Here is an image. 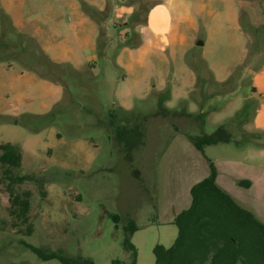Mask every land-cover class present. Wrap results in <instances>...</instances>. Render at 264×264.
<instances>
[{
	"label": "rangeland",
	"instance_id": "obj_1",
	"mask_svg": "<svg viewBox=\"0 0 264 264\" xmlns=\"http://www.w3.org/2000/svg\"><path fill=\"white\" fill-rule=\"evenodd\" d=\"M243 1L246 52L240 51L246 38L237 29L238 20L201 17L182 21L180 36L170 45L156 42L145 64L128 57L120 65L122 50L143 44L139 28L152 3L107 0L103 12H92L99 37L96 49L91 45L78 51L86 64L79 70L52 63L32 28L18 30L0 16V98L9 64L16 61L61 85L58 93L28 85L29 109L18 116L0 114V144L22 150L17 173L45 178L16 187L30 192L31 202L28 222L17 227L0 181V264H62L40 259L22 240L96 264H130L123 231L130 221L138 226L131 238L136 264H155L154 248L173 245L178 227L169 219L185 209L187 188L207 162L188 136L212 132L232 119L249 121L259 104L253 76L264 58V0ZM200 40L203 45L197 44ZM90 57L94 67L88 65ZM252 141L205 148V156L216 160L228 180L229 194L231 176L238 178L231 174V160L250 162L257 147ZM27 226L30 235L18 233Z\"/></svg>",
	"mask_w": 264,
	"mask_h": 264
},
{
	"label": "crops",
	"instance_id": "obj_2",
	"mask_svg": "<svg viewBox=\"0 0 264 264\" xmlns=\"http://www.w3.org/2000/svg\"><path fill=\"white\" fill-rule=\"evenodd\" d=\"M147 1L152 5L149 7L145 24L139 28L143 44L136 48L126 47L122 50L117 58L118 64L123 65V60L128 57L130 61L137 59L138 64H145V60L156 51L158 45L156 42L162 41L165 45H170L180 36L182 21H197L201 17L217 22L221 17L231 15L233 22L238 20L237 29L241 37L246 38L240 51L246 52L247 36L241 25V13L246 3L243 0ZM106 5L107 0H0V16L2 15L5 22L18 30L32 28L33 36L39 39L42 50L52 63H66L73 69L79 70L86 64L80 62L78 51H85L91 45L96 49L97 40L95 39L99 37V26L92 12L101 13ZM154 11H157L156 29L152 25ZM163 19H165V25L162 23ZM88 60V65L94 67V57ZM9 68L10 77L6 83L7 89L4 97L0 98L3 102L0 104L2 115L18 116L22 114L24 108L29 109L26 92L28 85L42 86L55 93L61 90L59 83L41 77L20 62L10 63ZM253 90L254 96L259 98V104L249 121H245L242 125L241 132L258 135L255 142L257 147L253 148L250 153V162L231 160V174L237 173L238 176L237 179L231 176V195L243 207L255 210L262 218L260 220L264 222V159H262L264 158L262 144L264 137V58L260 69L253 76ZM26 112L34 115L45 113ZM201 155L202 159L207 161L206 154ZM225 162L229 168L230 163L226 160ZM206 163H203L202 173L187 188L189 200L184 208L190 205L191 187L209 174ZM214 163L218 170L217 181L225 189L228 187V180L216 160ZM179 212L174 213L169 221L173 222Z\"/></svg>",
	"mask_w": 264,
	"mask_h": 264
},
{
	"label": "trees",
	"instance_id": "obj_3",
	"mask_svg": "<svg viewBox=\"0 0 264 264\" xmlns=\"http://www.w3.org/2000/svg\"><path fill=\"white\" fill-rule=\"evenodd\" d=\"M241 25L245 32L249 31L244 24ZM261 39L262 34L259 33L257 41ZM3 48L0 41V53ZM234 121L232 119L217 126L212 132L189 135L188 139L203 155L207 146L233 144L241 147L246 140H253L255 144L258 135L241 132L245 122ZM115 123L113 120L112 124ZM22 158V150L17 144H0V181L5 184L10 196L14 227L28 222L31 207L30 192L20 193L16 187L27 181H45L44 177L18 174ZM206 160L209 174L191 187L190 205L175 216L173 223L178 227V235L173 245L170 248L162 245L154 248L155 264H264V222L219 185L215 163L208 157ZM113 218L118 224L119 216L114 215ZM137 230L138 226L133 221L123 227L124 247L131 254L130 264H136L137 249L131 238ZM23 232L30 235L31 226H27L26 230L18 229V233ZM21 242L42 260L58 259L62 264H96L91 258L69 257L62 251L48 252L23 240ZM113 263L126 264L120 260Z\"/></svg>",
	"mask_w": 264,
	"mask_h": 264
},
{
	"label": "bare ground",
	"instance_id": "obj_4",
	"mask_svg": "<svg viewBox=\"0 0 264 264\" xmlns=\"http://www.w3.org/2000/svg\"><path fill=\"white\" fill-rule=\"evenodd\" d=\"M156 13H157V11H154V14H153V16H152V25H153V27L156 29L157 28V19H156ZM165 19H163L162 20V23L165 25V21H164Z\"/></svg>",
	"mask_w": 264,
	"mask_h": 264
},
{
	"label": "water",
	"instance_id": "obj_5",
	"mask_svg": "<svg viewBox=\"0 0 264 264\" xmlns=\"http://www.w3.org/2000/svg\"><path fill=\"white\" fill-rule=\"evenodd\" d=\"M198 45H203V41H198V43H197Z\"/></svg>",
	"mask_w": 264,
	"mask_h": 264
}]
</instances>
